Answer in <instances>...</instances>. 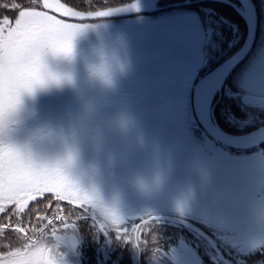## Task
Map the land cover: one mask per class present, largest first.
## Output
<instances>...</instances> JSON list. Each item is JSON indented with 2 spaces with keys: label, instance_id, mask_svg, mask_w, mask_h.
Masks as SVG:
<instances>
[{
  "label": "flooded vegetation",
  "instance_id": "obj_1",
  "mask_svg": "<svg viewBox=\"0 0 264 264\" xmlns=\"http://www.w3.org/2000/svg\"><path fill=\"white\" fill-rule=\"evenodd\" d=\"M134 1L75 0V5L80 11H105ZM251 1L258 33L264 0ZM11 2L0 0V5ZM154 2L144 7L148 11L132 15L72 20L89 25L75 35L73 57L54 56L47 50L43 55L45 64L61 79L24 93L4 136L10 133L17 147L38 164L63 162L71 147L74 158L67 166L71 178L86 190L94 188L124 219L122 227L128 229L132 242L119 238L116 227L97 210L86 213L60 202L61 214L69 224L75 223L63 230L57 221V234L71 233L61 247L76 264H264V178L248 180L240 171L224 166H216L219 171L215 172L214 145L237 156L248 150L216 142L198 123L192 106L198 81L244 43L243 4L239 0ZM180 3L184 4L169 6ZM174 7L183 13L170 10ZM4 15L14 19L16 12L0 7V17ZM192 21L201 24L204 32L199 38L205 46L199 41L168 46L162 32ZM102 55L111 60L110 82L92 71ZM206 62L209 67L204 68ZM241 65L227 77L221 97L216 93L211 103V119L234 135L246 129L232 125L235 121L227 116L221 119L214 104L222 100L226 109H238L224 90ZM232 91L238 95L245 89L234 85ZM244 115L239 112V117ZM259 148L264 152V145L255 149ZM215 176L223 185L222 197L213 196ZM138 178L148 181L145 190L137 187ZM51 199L46 194L30 202L35 209L22 214L15 225L33 236V226L47 223L35 219L36 210L51 216L56 206L53 201L51 208L46 207ZM5 215L1 213L0 219ZM140 218L149 223L133 231ZM14 226L0 231V237L9 235L0 239L4 242L0 252L27 243ZM51 227L36 238L51 244ZM137 237L139 246L134 244Z\"/></svg>",
  "mask_w": 264,
  "mask_h": 264
},
{
  "label": "snow or ice",
  "instance_id": "obj_2",
  "mask_svg": "<svg viewBox=\"0 0 264 264\" xmlns=\"http://www.w3.org/2000/svg\"><path fill=\"white\" fill-rule=\"evenodd\" d=\"M0 7L16 12L14 19L8 15L0 17V213L14 206L12 214L19 219L30 202L43 199L46 194L52 197L47 208L52 207L53 201L56 202L51 216L36 210L35 219L47 223H41L39 228L33 226V236L27 235L25 227L19 224L14 226L13 230L24 234L27 243L0 252V264H41L37 248L41 239L36 238V234L42 236L45 228L52 226L51 234L54 237L58 233L55 226L57 221L63 230L73 227L75 223L73 221L69 224L68 218L61 214L60 202L67 201L84 209L86 213L89 209L91 212L96 211L98 202L94 195L73 182L58 164L37 165L29 154L6 142L3 135L8 117L20 104L24 93H32L35 88L49 81L59 82L60 77L48 69L43 55L47 50L53 55L71 59L75 35L89 26L72 20L104 17L119 9L80 11L77 10L75 0H12ZM140 220V224L133 225V231H139L149 223L143 218ZM110 221L111 226L116 227L119 238L132 242L128 229L122 227L125 221L119 214L112 213ZM9 227H13L10 222L2 224L0 231ZM134 244L139 246L138 237Z\"/></svg>",
  "mask_w": 264,
  "mask_h": 264
},
{
  "label": "rangeland",
  "instance_id": "obj_3",
  "mask_svg": "<svg viewBox=\"0 0 264 264\" xmlns=\"http://www.w3.org/2000/svg\"><path fill=\"white\" fill-rule=\"evenodd\" d=\"M174 9L179 11L180 14L183 13V9H179L178 7L171 8L170 10ZM199 25L201 24H196L193 21L190 23L182 22L179 23L177 28L167 29V31L162 32V34L166 35V43L168 46L185 47L186 44L192 43L193 41H199V44H201L202 40L199 37L201 31L203 33L204 30L201 29ZM169 43H175L176 45H171ZM204 44L205 40L203 41L202 45L205 46ZM194 59L198 60V51L195 52ZM202 59L203 57L201 58V61ZM203 67H209V62H206ZM228 84L229 85L224 90V95L226 98H229L231 103L234 100L235 106H237L238 109L235 107V109L231 108L228 110L226 109L225 104V107L221 110L222 115L224 114L223 117L227 116L231 122L233 120L235 121L232 123V125L244 127L246 130L264 124V8L263 13L260 15L257 39L254 47L242 65L230 77ZM234 85L237 87V89H245V92H242L243 94L237 93L238 95L233 94L232 87L234 89ZM239 96L243 97V101ZM239 112H245L244 117H239ZM239 118H245V120H241ZM3 139L14 146H17V143L13 141V137L10 133L6 132L5 136L3 135ZM231 152L232 151L224 152L222 147L217 145L213 146L212 154L215 172L219 171L216 169V166H224L231 171H240V173H243L248 180H255L259 178L261 181V178H264L263 149L259 148L255 150L252 149L250 151H244L238 156L232 155ZM218 181L220 182V179L218 176H215L213 185L214 197H222L225 195L223 185L218 183ZM9 208L10 206L8 209ZM33 209H35V205L29 206L24 213L32 212ZM66 256L67 255H64L66 264H76L72 259ZM74 259L77 260L76 257Z\"/></svg>",
  "mask_w": 264,
  "mask_h": 264
},
{
  "label": "water",
  "instance_id": "obj_4",
  "mask_svg": "<svg viewBox=\"0 0 264 264\" xmlns=\"http://www.w3.org/2000/svg\"><path fill=\"white\" fill-rule=\"evenodd\" d=\"M154 1L157 0H135L128 5L117 7L119 10L112 12L108 16L88 17L83 20L120 17L132 15L142 11H148L147 8L144 7L152 5L155 3ZM239 1L243 4L245 10V21L247 26L245 41L236 52L215 66L198 81L193 90L192 106L198 123L215 141L232 149L249 150L264 144V126H260L245 134L233 135L223 131L217 125L215 120L211 119V103L213 97L216 95V93L219 94V97L221 96V90L227 77L234 70V68L237 67L247 57L255 42L257 15L254 5L251 0ZM183 4L184 3L173 4L169 6H178ZM215 105L216 103L214 104V107Z\"/></svg>",
  "mask_w": 264,
  "mask_h": 264
},
{
  "label": "clouds",
  "instance_id": "obj_5",
  "mask_svg": "<svg viewBox=\"0 0 264 264\" xmlns=\"http://www.w3.org/2000/svg\"><path fill=\"white\" fill-rule=\"evenodd\" d=\"M73 54H74V52L72 53V57H73ZM54 56H62V57H64L63 55H54ZM92 71L94 72V74L99 76L105 82H110V80H111V71H112L110 58L107 57V56H103L102 55L100 62L93 66ZM60 79H61V77H60ZM0 104H2V93H0ZM18 107H19V104L16 106L15 110L13 112H11V114L9 115L8 122H9V118L18 111ZM41 135H42V133H41ZM27 154H29L30 157L32 158V155L30 153H27ZM73 158H74L73 149L71 147H68L66 159L63 162H57L55 164H48V163H40V164H38L33 158H32V160L37 165L51 166V165H57L58 164L60 166V168L62 169V171L73 182H75L82 189H84L76 180L71 178V176L69 175V173L67 171V166L72 163ZM136 185H137V187L139 189L145 190L148 187V181L145 180L144 178H138L136 180ZM84 190L87 191L88 193L94 195V197L96 198V200L98 202L97 211L101 215L105 216L108 220H110L112 213L119 214L118 209H117V207L115 205H111V204L105 203L102 199H100L95 194V189L94 188L91 189V190H86V189H84ZM70 238H71V233H63V232H61L59 234H56L53 237V242L51 244L47 243L44 239H41L40 242L37 245V248L39 250V258L41 260V264H66L64 253L62 251V247L61 246Z\"/></svg>",
  "mask_w": 264,
  "mask_h": 264
},
{
  "label": "trees",
  "instance_id": "obj_6",
  "mask_svg": "<svg viewBox=\"0 0 264 264\" xmlns=\"http://www.w3.org/2000/svg\"><path fill=\"white\" fill-rule=\"evenodd\" d=\"M222 108H224V104H223V101L221 102H219V104H218V106H217V112H218V116L222 119V118H224L223 117V115H222V113H221V110H222ZM216 118H218L217 117V115H216ZM253 128V127H252ZM6 217H2L1 219H0V222L1 223H3V222H5V223H11V225L12 226H14L16 223H17V221L19 222L20 221V218L19 219H17L16 218V216L15 215H13L12 214V208H9L7 211H6V215H5ZM22 222V221H21ZM7 238V237H9V235H4V236H1L0 237V239L1 238ZM4 242H0V244H3Z\"/></svg>",
  "mask_w": 264,
  "mask_h": 264
}]
</instances>
